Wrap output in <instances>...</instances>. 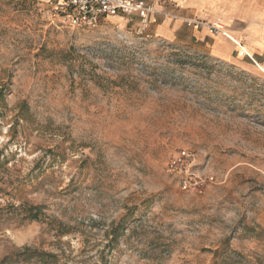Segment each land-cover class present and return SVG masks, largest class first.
<instances>
[{
    "label": "rangeland",
    "instance_id": "obj_1",
    "mask_svg": "<svg viewBox=\"0 0 264 264\" xmlns=\"http://www.w3.org/2000/svg\"><path fill=\"white\" fill-rule=\"evenodd\" d=\"M47 2L0 0V264H264V69Z\"/></svg>",
    "mask_w": 264,
    "mask_h": 264
},
{
    "label": "crops",
    "instance_id": "obj_2",
    "mask_svg": "<svg viewBox=\"0 0 264 264\" xmlns=\"http://www.w3.org/2000/svg\"><path fill=\"white\" fill-rule=\"evenodd\" d=\"M146 4L152 11L147 28L155 38L194 44L210 57L244 70L264 69V2L146 0ZM218 24L220 32L211 29Z\"/></svg>",
    "mask_w": 264,
    "mask_h": 264
},
{
    "label": "built area",
    "instance_id": "obj_3",
    "mask_svg": "<svg viewBox=\"0 0 264 264\" xmlns=\"http://www.w3.org/2000/svg\"><path fill=\"white\" fill-rule=\"evenodd\" d=\"M47 4L49 18L72 29L96 28L107 18L136 13L139 17L138 30L143 33L147 29L148 14L152 12L146 0H48ZM220 28L218 24L211 29L220 32ZM165 172L183 192L197 190L203 183L196 154L185 148L177 150L167 159Z\"/></svg>",
    "mask_w": 264,
    "mask_h": 264
},
{
    "label": "trees",
    "instance_id": "obj_4",
    "mask_svg": "<svg viewBox=\"0 0 264 264\" xmlns=\"http://www.w3.org/2000/svg\"><path fill=\"white\" fill-rule=\"evenodd\" d=\"M20 256H22V259H28V258H31V257H33V256H38L39 258H41L42 257V254L40 255V254H31V253H29L27 250H24V252H22L21 254H19ZM24 257V258H23ZM25 259V260H26ZM8 263H10V264H12L13 263V261L10 259V258H4L3 260H2V263L1 264H8Z\"/></svg>",
    "mask_w": 264,
    "mask_h": 264
}]
</instances>
